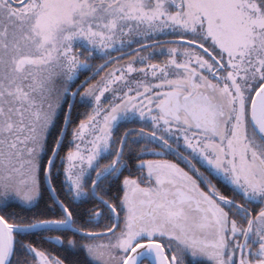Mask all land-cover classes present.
<instances>
[{"label": "snow or ice", "instance_id": "obj_1", "mask_svg": "<svg viewBox=\"0 0 264 264\" xmlns=\"http://www.w3.org/2000/svg\"><path fill=\"white\" fill-rule=\"evenodd\" d=\"M0 264H264V0H0Z\"/></svg>", "mask_w": 264, "mask_h": 264}]
</instances>
